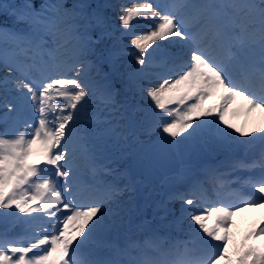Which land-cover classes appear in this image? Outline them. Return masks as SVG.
<instances>
[{"label": "snow or ice", "instance_id": "snow-or-ice-1", "mask_svg": "<svg viewBox=\"0 0 264 264\" xmlns=\"http://www.w3.org/2000/svg\"><path fill=\"white\" fill-rule=\"evenodd\" d=\"M0 64V264H264V219L228 248L264 205V0H0Z\"/></svg>", "mask_w": 264, "mask_h": 264}, {"label": "bare ground", "instance_id": "bare-ground-1", "mask_svg": "<svg viewBox=\"0 0 264 264\" xmlns=\"http://www.w3.org/2000/svg\"><path fill=\"white\" fill-rule=\"evenodd\" d=\"M129 60H131V58H129ZM213 102L214 99L206 101L207 104ZM230 118L238 125H244L246 121L250 127L257 124V119L255 117H246L243 114ZM175 207L179 209L180 205L178 206L175 204ZM262 219H264V211H262V207H248L243 215H241V218L230 228L231 240L228 243L229 251L232 252L233 249L243 240L245 234L255 225L256 222ZM209 223H211V221H209ZM220 264H224V262L221 261Z\"/></svg>", "mask_w": 264, "mask_h": 264}, {"label": "rangeland", "instance_id": "rangeland-1", "mask_svg": "<svg viewBox=\"0 0 264 264\" xmlns=\"http://www.w3.org/2000/svg\"><path fill=\"white\" fill-rule=\"evenodd\" d=\"M161 1H162V0H161ZM161 1H160V2H161ZM20 2H21V0H3V3H4V4H8V3H20ZM114 2H117V0H114ZM137 2H141V0H137ZM112 19H113V21L116 20V15H115V13H113ZM131 27H132L133 33H135V32H137V31H144V30H147L148 27H149V25L145 24V22H144L142 19L138 18L137 20L133 21ZM7 70H8V67L4 66L3 64H0V72H2V71H7ZM17 76H19V74H18ZM0 95H2V93H0ZM160 172L173 173V172H172L171 170H169L168 168H161L160 171H159V173H160ZM159 173H158V178H159ZM157 184H158V182H157ZM158 185H160V184H158ZM169 186H170L169 184H165V185H163V186L158 187V193L161 194L160 191H161V190H164V188H166V189H165V192H166V191L168 190V187H169ZM161 195H162V194H161ZM232 225H235V221H234V223H233ZM16 231H20V229L17 228ZM182 232H183V233L187 232V229L184 228V229L182 230Z\"/></svg>", "mask_w": 264, "mask_h": 264}]
</instances>
